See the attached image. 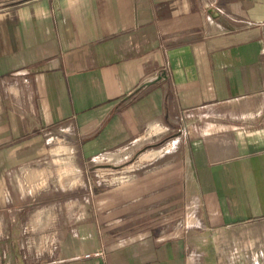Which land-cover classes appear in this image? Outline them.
I'll list each match as a JSON object with an SVG mask.
<instances>
[{
  "label": "crops",
  "instance_id": "crops-1",
  "mask_svg": "<svg viewBox=\"0 0 264 264\" xmlns=\"http://www.w3.org/2000/svg\"><path fill=\"white\" fill-rule=\"evenodd\" d=\"M147 131L175 139L112 185L9 175ZM0 264H264V0H0Z\"/></svg>",
  "mask_w": 264,
  "mask_h": 264
},
{
  "label": "rangeland",
  "instance_id": "rangeland-1",
  "mask_svg": "<svg viewBox=\"0 0 264 264\" xmlns=\"http://www.w3.org/2000/svg\"><path fill=\"white\" fill-rule=\"evenodd\" d=\"M13 1L17 0H4V4ZM18 4L8 5V7H16ZM153 132L147 131L141 141L133 146L123 148L120 152H110L103 157L94 158L93 161L88 160L85 166L86 172L78 156L76 154L74 156L73 152L69 153L70 148L63 142L64 140L55 139L52 134H47L42 137L43 142H47L45 149L40 151L38 156L32 158L29 164L39 171L45 168L49 177L46 179L40 176L39 181L27 184L23 177L28 174L26 175V172L21 170L19 165H16L9 175L13 178V181V176L17 175V181H20L21 184L20 187L18 186L20 190H28L30 194L42 190H45V192L51 191L56 197H65L76 191H89V185L95 181L112 185L121 179H126V176L138 174L142 170V160L146 153L154 149H168L175 139L174 137L165 139L164 137L167 135L163 138L162 136L156 138ZM50 137H53V139H50ZM49 148L55 150L50 149L49 151Z\"/></svg>",
  "mask_w": 264,
  "mask_h": 264
},
{
  "label": "built area",
  "instance_id": "built-area-1",
  "mask_svg": "<svg viewBox=\"0 0 264 264\" xmlns=\"http://www.w3.org/2000/svg\"><path fill=\"white\" fill-rule=\"evenodd\" d=\"M99 254V252L96 253V255ZM91 256V254H85V257Z\"/></svg>",
  "mask_w": 264,
  "mask_h": 264
}]
</instances>
